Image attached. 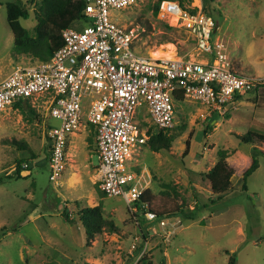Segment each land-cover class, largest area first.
<instances>
[{
    "label": "rangeland",
    "instance_id": "obj_1",
    "mask_svg": "<svg viewBox=\"0 0 264 264\" xmlns=\"http://www.w3.org/2000/svg\"><path fill=\"white\" fill-rule=\"evenodd\" d=\"M5 1L0 0V78L17 66L41 62L14 51ZM159 1L138 0L127 8H110L109 14L121 26L140 27L134 43L140 53L150 56L163 50L192 60L207 57L187 31L160 18ZM178 1L203 6L211 14L217 23L212 40L225 43L234 69L264 76V0ZM23 2L30 17L21 22L34 36L40 0ZM86 24L79 20L71 26L81 30ZM257 91L242 95L223 112L210 111L198 101L176 100L175 125L167 131L174 139L170 149L154 152L149 144L136 147L129 167L148 182L151 207L166 221L163 226L158 219L147 220L143 211L132 212L121 197L101 194L95 129L87 137L83 131L86 103L79 135L71 138L65 171L55 182L49 178L46 132L59 121L49 115L48 97L33 96L24 109L14 103L0 111V264H137L143 256L154 264H229L230 258L234 264H264L263 154L248 178L247 190L242 189L252 155L264 152V143L248 145L237 136L252 128L264 131V88ZM137 110L134 120L147 126L150 121L157 132L146 107ZM220 149L229 151L227 161L234 175L231 190L217 199L205 175ZM20 162L30 165L21 173L27 178L15 176ZM197 203L201 208L195 219L185 218L183 209L191 210ZM99 204L115 229L107 227L87 243L80 213Z\"/></svg>",
    "mask_w": 264,
    "mask_h": 264
},
{
    "label": "built area",
    "instance_id": "obj_2",
    "mask_svg": "<svg viewBox=\"0 0 264 264\" xmlns=\"http://www.w3.org/2000/svg\"><path fill=\"white\" fill-rule=\"evenodd\" d=\"M137 1L86 0L80 21L87 24L81 30L63 29V45L51 58L17 66L0 78V111L33 96L48 97L49 115L59 121L46 132L49 178L55 182L65 171L69 137L79 129L86 103L84 126L96 129L100 190L107 197H121L132 212L143 211L147 220L158 219L163 226L166 221L150 210L152 202H140L148 182L129 167L136 147L149 144L154 133L150 121L147 126L134 120L138 107H146L157 132L168 131L175 125L176 100L198 101L210 111L223 112L242 95L263 88L264 76L234 69L225 43L212 40L214 18L203 6H185L178 0H161L160 18L187 31L207 57L152 58L136 51L140 27L119 25L109 9Z\"/></svg>",
    "mask_w": 264,
    "mask_h": 264
},
{
    "label": "trees",
    "instance_id": "obj_3",
    "mask_svg": "<svg viewBox=\"0 0 264 264\" xmlns=\"http://www.w3.org/2000/svg\"><path fill=\"white\" fill-rule=\"evenodd\" d=\"M160 1L156 6V13H158ZM208 1L211 2V0ZM5 3L7 21L14 34V51L18 54L32 55L34 58H38L43 62L51 58V56L63 45L62 30L84 18L83 10L86 5V0H40V13L38 14L39 23L38 27H36V35L34 36L30 34L29 30L24 27L21 22V19H28L30 17V11L25 2H23V0H6ZM16 104L24 109L25 106L29 105V102L27 100L19 101ZM237 136L240 138L241 143L248 145H259L264 143V131L256 128H252L242 135L237 134ZM173 140V137L169 135L167 131L161 130L151 135L149 146L152 151L160 152L170 149ZM259 154L264 155V152H255L252 155V163L243 174L242 189L244 190H247L249 176L259 167ZM228 156L229 151L227 149H220L218 151L217 162L205 175V178L211 186V194L216 196L217 199L222 198L232 188V177L234 173L228 164ZM24 169L29 170L30 165L27 164V167L24 168L22 162H20L16 167L15 176L18 178H27L29 175L23 176L21 174ZM6 176L10 177V175ZM1 181L2 178L0 177V183ZM101 194L106 196L102 191ZM152 199L153 195L148 189L140 202H152ZM200 208L201 205L197 203V206L191 210L188 209V211H185L183 209V214L187 219H195L196 212ZM150 210L155 211L153 208ZM156 214L161 216L157 212ZM66 215L68 216V214ZM79 220L87 234V243H90L91 240H93L97 234L102 233L105 228L115 229L113 221L103 216L102 204L83 209L80 213ZM201 223L204 225L205 221H201ZM137 264L154 263L147 256H143ZM229 264H234L233 258H230Z\"/></svg>",
    "mask_w": 264,
    "mask_h": 264
},
{
    "label": "bare ground",
    "instance_id": "obj_4",
    "mask_svg": "<svg viewBox=\"0 0 264 264\" xmlns=\"http://www.w3.org/2000/svg\"><path fill=\"white\" fill-rule=\"evenodd\" d=\"M150 57H152V58H166V59H171V58H174L175 55H172L171 54V51L170 52H164L163 50H157V51L152 52V55H150ZM196 60L197 61H202V60H199V59H196ZM77 175L78 174H74L75 179L78 181L79 180V177Z\"/></svg>",
    "mask_w": 264,
    "mask_h": 264
},
{
    "label": "crops",
    "instance_id": "obj_5",
    "mask_svg": "<svg viewBox=\"0 0 264 264\" xmlns=\"http://www.w3.org/2000/svg\"><path fill=\"white\" fill-rule=\"evenodd\" d=\"M83 131H84V136L85 137H87V134H88V132L91 130V129H95V128H93L92 126H83ZM82 131V132H83ZM95 131H96V129H95ZM80 133H82L81 131H79ZM79 134L77 133V131L75 132V133H73V134H71V136L69 137V146H68V151H69V149H70V142H71V138H72V136H78ZM95 144H96V149L94 150L95 151V153L97 154V142H96V137H95ZM50 147V146H49ZM69 153V152H68ZM74 167H77V166H74ZM97 167V166H96ZM79 168V167H78ZM80 169V168H79ZM97 171V170H96ZM74 174H78V172H76V173H73V176H74ZM75 177V176H74ZM1 183H2V181H1ZM0 183V184H1Z\"/></svg>",
    "mask_w": 264,
    "mask_h": 264
}]
</instances>
